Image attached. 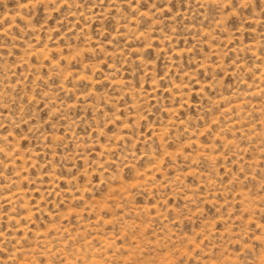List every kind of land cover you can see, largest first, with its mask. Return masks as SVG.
I'll use <instances>...</instances> for the list:
<instances>
[{
    "label": "rangeland",
    "instance_id": "1",
    "mask_svg": "<svg viewBox=\"0 0 264 264\" xmlns=\"http://www.w3.org/2000/svg\"><path fill=\"white\" fill-rule=\"evenodd\" d=\"M0 264H264V0H0Z\"/></svg>",
    "mask_w": 264,
    "mask_h": 264
}]
</instances>
